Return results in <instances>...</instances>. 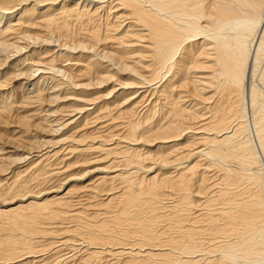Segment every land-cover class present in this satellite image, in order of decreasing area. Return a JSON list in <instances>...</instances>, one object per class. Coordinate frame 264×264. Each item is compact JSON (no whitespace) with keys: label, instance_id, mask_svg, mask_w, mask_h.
Wrapping results in <instances>:
<instances>
[{"label":"bare ground","instance_id":"bare-ground-1","mask_svg":"<svg viewBox=\"0 0 264 264\" xmlns=\"http://www.w3.org/2000/svg\"><path fill=\"white\" fill-rule=\"evenodd\" d=\"M1 199L0 264H264V0H0Z\"/></svg>","mask_w":264,"mask_h":264},{"label":"rangeland","instance_id":"rangeland-1","mask_svg":"<svg viewBox=\"0 0 264 264\" xmlns=\"http://www.w3.org/2000/svg\"><path fill=\"white\" fill-rule=\"evenodd\" d=\"M10 136H12V134H9ZM233 163H232V165L233 166H236V162H234V161H232ZM54 163V162H53ZM52 168V167H51ZM28 176V175H27ZM62 177L61 178H52L51 180H49V181H47V182H43L44 183V185H42V183L39 185L40 187H37V189H43V191H47V190H54V189H57V188H55L56 186H59L60 185V183L62 182ZM73 182V183H72ZM74 180L73 181H71V183H69L70 184V186L71 185H73L74 184ZM79 183V182H78ZM77 183V184H78ZM42 187V188H41ZM45 187H47L46 189H44ZM54 188V189H53ZM34 190L36 191V189L34 188ZM44 200V197H43V199H42V201ZM0 202H4V200L3 199H1L0 200ZM7 202H9V201H7ZM0 232H1V230H0ZM38 249V248H37ZM65 251H66V253L67 252H69L70 250H68V249H66V250H64V251H62L63 252V254H65ZM49 251H39V252H37V254L38 255H44V257H46V260H44L41 264H54L55 262H54V260H55V258L57 257V255H55V253H53V251H50L49 253H48ZM62 252H60L59 253V255H61L62 254ZM47 254V256H45ZM49 255H51V256H49ZM51 257V258H50ZM52 262H51V261ZM26 261H28V259L26 260ZM29 264H35V263H29ZM70 264V263H69ZM71 264H74V263H71Z\"/></svg>","mask_w":264,"mask_h":264}]
</instances>
